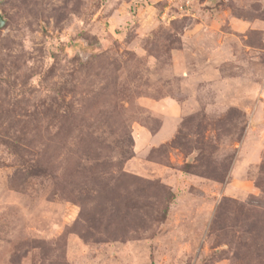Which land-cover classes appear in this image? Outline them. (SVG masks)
Listing matches in <instances>:
<instances>
[{
	"label": "rangeland",
	"instance_id": "rangeland-1",
	"mask_svg": "<svg viewBox=\"0 0 264 264\" xmlns=\"http://www.w3.org/2000/svg\"><path fill=\"white\" fill-rule=\"evenodd\" d=\"M0 14V264H264V0Z\"/></svg>",
	"mask_w": 264,
	"mask_h": 264
},
{
	"label": "water",
	"instance_id": "water-1",
	"mask_svg": "<svg viewBox=\"0 0 264 264\" xmlns=\"http://www.w3.org/2000/svg\"><path fill=\"white\" fill-rule=\"evenodd\" d=\"M3 18H2V16H1V14H0V24L2 25L3 24Z\"/></svg>",
	"mask_w": 264,
	"mask_h": 264
}]
</instances>
